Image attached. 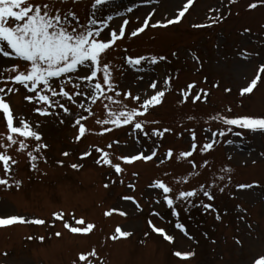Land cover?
Wrapping results in <instances>:
<instances>
[{"label": "rangeland", "instance_id": "1", "mask_svg": "<svg viewBox=\"0 0 264 264\" xmlns=\"http://www.w3.org/2000/svg\"><path fill=\"white\" fill-rule=\"evenodd\" d=\"M92 2L85 0L64 7L75 10L83 23L89 18ZM256 2L258 0H237L236 3L195 0L180 23L167 28H153L151 24L173 18L186 0H114L98 14L106 17L118 9L122 15L109 22L117 29L123 19L129 21L128 32L108 50L104 60L113 66L114 81L120 86L118 91L130 90L133 95L140 96V101L124 100L123 96L118 99L124 100L129 109L138 108L154 91L166 90L160 105L150 107L147 115L137 117L148 121L145 126L149 133L147 137L130 125L115 127L96 123L108 118L105 104L113 111L121 110L122 105L103 98L95 104L90 100H78V103H85V108H92L89 113L76 104L66 103V98L55 97L71 107L73 115L69 116L54 106L49 109L53 115L42 116L34 111L41 105L24 100L27 90L15 85L20 91L12 97L14 113L34 126L38 123L35 130L43 139H28L29 147L25 151H19L18 144L6 149L18 163L12 165L10 175L0 164V177L13 185L12 188L0 185V216L17 215L28 220L43 219L46 223H18L0 228V264H88L80 261L79 256L93 248L99 259L89 257L92 264H100L101 260L104 264H252L254 256L264 252V132L233 126V132L213 137V132L226 131L229 126L210 119L220 114L264 117V74H261V82L253 93L240 94L241 89L254 79L258 66L264 63V5L249 9V5ZM127 7L133 11L126 12ZM212 8L219 9V12H210ZM153 10L149 27L132 37L131 32L141 27ZM217 15L222 17V22L211 27H193L194 24H210L209 17ZM245 29L251 31L245 33ZM104 34H107L106 30ZM243 49L252 53L247 60L241 58ZM128 56H165L167 59L154 65L144 62L141 66H132L126 62ZM4 62L11 64L13 61H0ZM168 76L173 78L170 87L165 85ZM153 80L158 81L156 90L149 87ZM193 83L195 87L191 89V95L183 102L182 90ZM217 84L219 87L215 86ZM13 86L11 83L7 85ZM200 89L209 95L206 100L201 96L196 101L194 96L200 94ZM17 95L19 98L15 99ZM228 108L232 111H227ZM80 115L88 117L82 121L88 131L77 141L78 126L73 127V124ZM105 128L112 131L104 132ZM165 128L171 131L165 132L162 138L152 134L154 129ZM192 130H195L198 146L202 147L212 138L217 143L211 151L201 153L198 147L192 157L178 161V154L191 148ZM235 132L243 135L236 136ZM7 133L5 118L0 113V144H10ZM228 140L233 144L229 145ZM113 141H119V144ZM110 143L113 146L109 149L107 145ZM42 144L48 147L36 152L35 148ZM97 147L108 151L113 163H119L124 171L116 173L113 167L103 162L98 164L102 153L96 150ZM169 149L173 150L171 160L166 158ZM153 150H157V155L151 161L126 164L119 159L141 151L148 155ZM28 151L38 157L34 162L36 170L32 168ZM86 151L91 155L81 158ZM64 152L69 155L64 156ZM189 160L196 161L198 167L195 171L200 175H189L193 172ZM60 161H63L62 165ZM204 161L209 162L207 167L202 166ZM73 164L83 167L74 169ZM225 167H231L233 171L222 172ZM221 175L225 176L223 181L219 179ZM228 176H231L230 181ZM182 177L187 178L186 182ZM156 180L172 187L174 191L170 195L174 198L180 191L204 184L215 199L209 200L199 193L187 203L177 201L176 209L180 213L177 218L163 199L162 189L151 187ZM16 181H21V186L17 187ZM213 182L215 187H212ZM256 183L259 187H237ZM130 184L135 187L130 188ZM221 187L225 188L223 193L219 191ZM125 196L135 197L141 207L137 208L132 200H124ZM201 201L212 204L213 208L205 209L200 206ZM193 203L197 206H190ZM112 209H119L127 215L114 212L106 216L105 213ZM57 212L65 213L63 220L54 217ZM217 213L221 217L219 220ZM72 214L96 227L88 234L72 233L64 227L65 223L86 226L76 225ZM150 220L174 236L175 242L171 243L162 234L154 232ZM178 222L187 227V236L175 227ZM117 227L132 235L113 241L111 236L116 234ZM56 232L62 235L57 237ZM40 237L44 240L41 241ZM237 240L241 243L237 244ZM175 251L194 252L195 255L184 260L173 255Z\"/></svg>", "mask_w": 264, "mask_h": 264}, {"label": "snow or ice", "instance_id": "2", "mask_svg": "<svg viewBox=\"0 0 264 264\" xmlns=\"http://www.w3.org/2000/svg\"><path fill=\"white\" fill-rule=\"evenodd\" d=\"M79 0H0V61L12 60L11 64L6 62L0 63V84L5 86L0 87V113L3 114L8 133L6 134L8 145L0 144V148H5V151H0V164L3 165L4 172L6 174L12 173V165L18 163L11 155L7 154V148L13 145L19 146V151H25L29 145L26 143L28 139H35L41 141L43 139L42 134L35 129L39 127L37 123L35 126L32 122L24 117H21L18 113H14V106L12 103V97L15 93H18L20 89L15 85L23 86L27 90L28 94L23 96V99L29 103L41 105V107L34 108L35 113L42 116H51L54 113L49 109L58 107L62 109L63 113L72 116L71 107L66 106V103L76 104L80 109L91 113L92 108H85V103L78 100H90L95 104L101 98L108 100L112 104L122 105V109L119 111H113L108 104H105V109L108 110V118L104 120H97V124H112L115 127H122L130 125L134 130H139L144 136H148L149 133L145 131V126L148 121L138 120L137 117L145 116L148 113L150 107H156L163 102V97L166 95V90L154 91V94L146 98L138 108H128V105L124 103L126 99H132L139 102L140 96L133 95L128 91H118L119 85L113 78V66L111 62H105L104 57L108 50L112 48L118 40H121L125 36V29L129 21L123 19L119 28L110 27L109 22L113 21L116 16H121L122 13L117 9L114 14H108L106 17L98 15L103 12V9L110 4L114 3V0H93L91 3V11L89 18L85 22H81L77 12L71 7L65 9L64 5L69 3L75 4ZM150 2V0H145ZM159 2V0H157ZM195 0H186L182 8L177 11V14L166 20L157 21L151 24V27H163L167 28L170 25L179 23L185 14L194 4ZM231 3H236L237 0H230ZM59 5V6H58ZM264 5V0H258L256 3H251L249 9H256L258 6ZM133 8L127 7L126 12H132ZM210 12H219V9L212 8ZM154 14V10L143 21L141 27L131 32L132 37H136L139 34L145 32L149 27L151 16ZM210 24H194L193 27H211L214 24L222 22V17L217 15L215 17H209ZM99 25V26H97ZM107 30V34L105 33ZM251 29H245L244 32L248 33ZM125 51H127L125 49ZM175 55V53H174ZM242 59H249L252 53L247 49H243L240 52ZM165 56H139V57H126V62L132 66H141L144 62L150 64H157L161 60H166ZM199 59V57H195ZM19 61V62H15ZM261 74H264V63L258 66L254 79L241 89V96L245 94H251L257 88L261 82ZM172 77L168 76L165 79V85L171 86ZM102 81V82H101ZM11 83L13 87H7ZM157 80L150 82L149 87L153 90L157 89ZM70 86V87H69ZM219 87V84L215 85ZM195 87V84H189L186 90H182L183 102H186L188 96L191 95V89ZM231 91V89H226ZM112 93V95H108ZM209 95L204 89H200V94L194 96V100L199 101L201 96L206 100ZM124 97V100L118 99V97ZM55 97L66 98V103H61L60 100L54 99ZM227 111L231 112L232 109L228 108ZM87 116L80 115L75 118L73 127L78 126L75 139L79 141L82 139L88 131L85 124L82 121H86ZM192 119V117H189ZM210 119L221 121L224 125L229 126L226 131L213 132L212 136H225L227 133L233 132V126L240 129H247L252 132H264V117L255 116H236L228 117L225 115H214ZM64 121L61 120V123ZM152 123H159V121H153ZM112 131L111 128H105L104 132ZM171 131L170 129H154L153 135L163 137L165 132ZM207 131L211 132V129ZM103 134V133H101ZM234 135L242 136V132H235ZM23 139H20V138ZM192 145L190 150L182 151L178 154L177 160L187 159L192 157L193 154L199 150L201 153L211 151L214 145L217 143L215 138L210 139V142L203 144L202 147L196 144L195 130L191 132ZM138 142V140H137ZM115 144H119V141H113ZM229 145L233 144L232 140H228ZM113 144L110 143L107 147L112 148ZM47 144L38 145L35 148L36 152L40 151V148H47ZM98 152L102 153L101 158L97 160V163H105L113 167L116 173H122L124 169L119 163H113L108 151L97 147ZM27 155L33 162L32 168L36 170L35 161L38 159L36 155H33L32 151H28ZM64 156H68V152L63 153ZM91 155L90 151L83 153L81 158ZM157 155V150H153L151 154L145 155L143 151L136 154H130L127 156L119 157L120 160L126 163H133L138 160L151 161ZM166 158L171 160L173 158V150L169 149L166 153ZM231 159V157H229ZM11 162V163H10ZM46 162V159H45ZM161 163L164 161L161 160ZM192 165L193 172L189 175L198 176L199 172L195 171L198 167L195 160H189ZM208 161L203 162V167L208 166ZM63 164V161H60ZM74 169L82 168L83 165L73 164ZM224 173H231L233 170L231 167H225L221 169ZM138 175V174H134ZM167 175V173H166ZM231 180V176L227 177ZM182 180L186 182L187 178L182 177ZM219 179L223 181L224 175L219 176ZM112 183H115L113 181ZM123 183V181H121ZM21 181H16V186H21ZM0 185L12 188L13 185L8 179L0 177ZM109 185H105L108 187ZM213 182L212 187H215ZM130 188H134V185H129ZM151 187L162 189L163 199L166 201L169 208L173 209V214L179 218V211L176 209L177 201H185L186 203L191 201L192 198L198 196L199 193H203L209 200H214L215 196L210 190L206 188L204 184H201L198 188H193L188 191H180L175 198L170 195L173 193V188L168 186L162 180H156ZM239 189H251L259 187V184H240L237 185ZM219 191L223 193L224 187L219 188ZM124 200H132L137 208H140L138 201L135 197L125 196ZM159 202V201H157ZM195 207L196 204H190ZM200 206L205 209H212V204H204L200 202ZM117 212L120 215H127L126 212L119 209H112L105 213L106 216L113 215ZM159 215V213H154ZM65 213H54V217L57 220H63ZM216 218L219 220L221 217L217 213ZM72 219L76 225H85L86 222L83 218L76 219L75 214H72ZM32 223L36 225H43L46 223L43 219L28 220L23 216L11 215L0 216V228L9 227L15 224ZM149 224L153 230L162 234L164 238L171 242H175V237L169 235L162 227H157L152 221ZM65 228L69 229L72 233H91L96 227L92 223H87L85 227L72 226L69 223H65ZM177 229H180L186 236L188 235L187 227L182 223L175 225ZM55 235L60 237L62 233L56 232ZM132 235L131 232L122 230L117 227L116 234L111 236L113 241L120 238H127ZM191 238V237H190ZM33 239V237H28ZM43 241L44 237H40ZM237 244L241 241L237 240ZM7 255V253H5ZM180 259H189L195 255L194 252L175 251L173 253ZM89 257H95L99 259L97 251L93 248L88 253H81L79 256L80 261H87L88 264H92ZM100 264H104L101 260ZM252 264H264V252L258 253L254 256Z\"/></svg>", "mask_w": 264, "mask_h": 264}, {"label": "bare ground", "instance_id": "3", "mask_svg": "<svg viewBox=\"0 0 264 264\" xmlns=\"http://www.w3.org/2000/svg\"><path fill=\"white\" fill-rule=\"evenodd\" d=\"M19 98V95H17V97L15 99H18Z\"/></svg>", "mask_w": 264, "mask_h": 264}]
</instances>
